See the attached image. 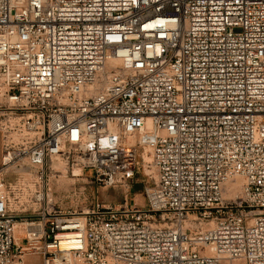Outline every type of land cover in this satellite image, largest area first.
Here are the masks:
<instances>
[{
	"label": "built area",
	"instance_id": "1",
	"mask_svg": "<svg viewBox=\"0 0 264 264\" xmlns=\"http://www.w3.org/2000/svg\"><path fill=\"white\" fill-rule=\"evenodd\" d=\"M0 134V264H264V0H0ZM141 152L144 207L51 203Z\"/></svg>",
	"mask_w": 264,
	"mask_h": 264
},
{
	"label": "rangeland",
	"instance_id": "2",
	"mask_svg": "<svg viewBox=\"0 0 264 264\" xmlns=\"http://www.w3.org/2000/svg\"><path fill=\"white\" fill-rule=\"evenodd\" d=\"M141 155L145 157V164L142 160L139 161V169L135 174L134 183L128 189L120 185L114 187L100 186L92 181L89 170H82L80 166H71L64 160L58 159L52 163L49 162L44 168V176L48 178L51 203L55 204L57 210L61 209L65 212L77 210L80 212L97 204L118 207L125 203L127 194L128 203L144 207L146 205L143 194L144 185L146 180L152 184L156 176L153 171L149 172L151 169L146 166V162L150 161L149 155L144 152H141ZM22 171L18 172L16 168L11 167L7 173H4L2 183L7 184L14 181ZM20 175L30 177L29 174ZM39 182L41 183V181ZM238 191V194L233 192V197L240 195V188ZM20 234L19 230L16 231L17 237ZM35 261V263H39L40 260L36 259Z\"/></svg>",
	"mask_w": 264,
	"mask_h": 264
},
{
	"label": "bare ground",
	"instance_id": "3",
	"mask_svg": "<svg viewBox=\"0 0 264 264\" xmlns=\"http://www.w3.org/2000/svg\"><path fill=\"white\" fill-rule=\"evenodd\" d=\"M144 158H145V157H144ZM239 187H240L239 184H236V185L234 186V188H233V189H234L233 191H234L235 193L239 192V191H238V190H239ZM237 194H238V193H237ZM232 196H233V195H232ZM15 228H16V231H18V230L20 231L21 229H24V228H25V224H20V223H18V224H16V227H15Z\"/></svg>",
	"mask_w": 264,
	"mask_h": 264
},
{
	"label": "crops",
	"instance_id": "4",
	"mask_svg": "<svg viewBox=\"0 0 264 264\" xmlns=\"http://www.w3.org/2000/svg\"><path fill=\"white\" fill-rule=\"evenodd\" d=\"M1 155H2V138L0 134V166H1Z\"/></svg>",
	"mask_w": 264,
	"mask_h": 264
}]
</instances>
